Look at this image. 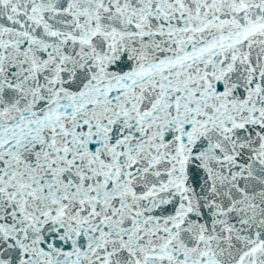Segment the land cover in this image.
<instances>
[{"label": "snow or ice", "instance_id": "obj_1", "mask_svg": "<svg viewBox=\"0 0 264 264\" xmlns=\"http://www.w3.org/2000/svg\"><path fill=\"white\" fill-rule=\"evenodd\" d=\"M0 264H264V0H0Z\"/></svg>", "mask_w": 264, "mask_h": 264}]
</instances>
